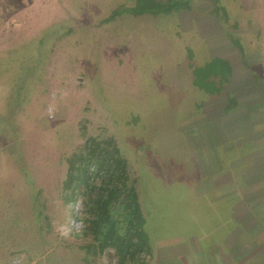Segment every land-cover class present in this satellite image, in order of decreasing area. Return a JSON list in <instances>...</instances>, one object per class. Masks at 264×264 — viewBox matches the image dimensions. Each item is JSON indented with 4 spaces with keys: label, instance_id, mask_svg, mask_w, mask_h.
I'll use <instances>...</instances> for the list:
<instances>
[{
    "label": "rangeland",
    "instance_id": "1",
    "mask_svg": "<svg viewBox=\"0 0 264 264\" xmlns=\"http://www.w3.org/2000/svg\"><path fill=\"white\" fill-rule=\"evenodd\" d=\"M63 2L0 0V264H120L115 244L108 245L103 234L81 232V217L93 205L95 217L99 202L106 201L101 177L110 153L99 170L95 164L88 168L90 179L71 201L64 189L70 165L81 156L96 162L103 141H112L126 163L125 184L134 187L147 236L148 252L126 255L124 264H204L205 239H219L253 209L242 195L246 191L238 204V193L228 198L231 204L235 199L234 220L225 211L228 201L222 214L205 204L212 198L205 192L208 172L218 167L214 160L225 169L245 168L241 164L251 159L231 141L230 152L212 149L231 130L209 112L221 107L213 102L221 95L226 105L233 93L264 90L220 83L229 73L241 78L244 66H253L249 50L264 56V0H152L151 13L144 14L136 0H73L65 21L49 23ZM170 5L180 10L164 13ZM106 14L117 18L102 25ZM71 20H77L72 37L62 43L59 34ZM33 50L36 57L29 54ZM19 54L43 71L24 82L10 59ZM255 67L247 68L253 77ZM10 76L8 92L2 84ZM29 84L37 86L33 93ZM116 209L109 208L110 217ZM125 217L115 226L119 235L127 225L138 226ZM87 244L98 246L88 250Z\"/></svg>",
    "mask_w": 264,
    "mask_h": 264
},
{
    "label": "crops",
    "instance_id": "2",
    "mask_svg": "<svg viewBox=\"0 0 264 264\" xmlns=\"http://www.w3.org/2000/svg\"><path fill=\"white\" fill-rule=\"evenodd\" d=\"M65 1L66 2H63L62 8L60 7L59 17L57 16V18L50 22L48 21L49 23L56 24L59 21L58 24H60L61 21H65V18L73 13L75 4L72 7L68 6V2H73V0ZM61 10L65 12H61ZM65 14H68V16ZM100 18L102 25H105L103 22L107 20L113 21L117 17H112L113 19H111V16L109 17V15L106 14L105 17L102 15ZM48 22L47 24H49ZM76 24L77 20H71L63 28L65 29L64 33L61 34L60 32L61 36L59 34V38L61 37V39H63L64 37L66 39L62 43H65L68 38L72 37ZM98 26H101L100 21ZM256 36L253 37L255 40L257 39ZM255 43H257V41H255ZM249 51L252 52L254 56L253 66L245 65L246 74H244L245 70H243V72L237 75V77L241 78H234V76L231 75V77L226 79L227 82H224V84L232 81V83L234 82L237 84L234 85L236 87L242 86L243 88H247V85L250 87V84H253L257 89H264V56H261L259 54L261 52L255 49ZM257 55H259V59ZM224 60L228 59L224 58ZM252 67H259V70L257 69L258 74L254 77L247 71V68L251 69ZM242 80L245 82L244 85H242ZM220 83L223 84L222 81ZM242 92L245 91H241L240 93L236 92L233 93V95L231 94L232 96L228 97L226 100V105L222 103V97L225 96L221 95V97H217L213 100V102L218 105H216L217 107H219V105L221 107H219V109L216 108L218 111H210L209 113L212 114V118L226 124L231 131H228L227 134L222 136V138L213 145L214 147L212 149L230 152L231 150L227 151L226 148H229L230 144H232L234 149L246 150L250 154L251 159L248 164H241L247 166L245 168L238 165L235 166V168L227 165L225 169L219 168V160H214L212 165L218 167L208 172L207 179L209 183L206 186L208 193L207 191L205 192L207 196H212V198H208L205 204L209 206V211L214 210L216 214H222L225 209L223 201H228L229 207H227L225 211L228 212L227 214H229L232 220L233 217L230 212L234 214L233 202L235 199L231 204L228 198L231 194L238 193L234 202L238 204L242 197L241 192L246 191L242 195L250 197L248 202H252L253 206L250 205L253 209H248L250 215L247 216L244 222L233 219L235 224L228 226V231L224 233V235H221L219 239L209 237L205 239L203 244V250L205 252L200 253L201 260L205 262L204 264H264V90L258 89V91L248 92L247 95ZM220 99L222 104L219 102ZM207 106L209 107L210 104H207ZM51 113L53 114V111H51ZM241 116L245 117V120H243L244 123L241 122L238 127L230 128L231 125L233 126L236 122L240 121ZM207 139L210 143V137H207ZM229 141H231L230 144H228ZM245 179L249 181L243 183ZM221 204L223 206L220 211L219 208H221ZM242 210L245 211L243 208Z\"/></svg>",
    "mask_w": 264,
    "mask_h": 264
},
{
    "label": "trees",
    "instance_id": "3",
    "mask_svg": "<svg viewBox=\"0 0 264 264\" xmlns=\"http://www.w3.org/2000/svg\"><path fill=\"white\" fill-rule=\"evenodd\" d=\"M154 1V0H153ZM152 2V0H136V5L140 10V14L144 13H151L150 8L151 6H147L148 3ZM155 6V5H154ZM176 9L175 11H179V8H174L172 5H170V8L168 10H164V13H170V11ZM219 12L226 18V12L223 7L218 8ZM159 11H153L152 14H156ZM112 18V17H111ZM114 18V17H113ZM40 42H42L40 40ZM25 45V44H24ZM24 48V47H23ZM22 48V52L24 51ZM42 51V50H41ZM21 52V53H22ZM35 50L32 51V53H29L32 57H36ZM24 56L25 54H19L16 56H11V63H15L19 66L18 72L25 75L24 77V82H28V80L31 77V75L34 74L36 71H43L37 69V65H26L24 63ZM1 60V57H0ZM34 60H37L36 63L39 62V57L35 58ZM35 62V61H34ZM33 62V63H34ZM225 62V61H224ZM42 63V62H41ZM227 63V62H225ZM228 64V63H227ZM228 68V67H227ZM195 69L193 73L196 71ZM229 70V68H228ZM199 75V72H198ZM231 77V73H229L225 79L222 80V82H227V78ZM16 76L14 77V79ZM17 79V78H16ZM38 79V78H37ZM194 77L192 80V84L194 85ZM210 81L214 80V78H208ZM40 79H38L39 81ZM226 80V81H225ZM16 82V81H15ZM1 85V84H0ZM5 86V89L7 88L8 92H11L13 88V81L11 80L10 76V82H5V84H2ZM8 86V87H6ZM37 86L34 85V87L28 85V91L30 93H33L34 89ZM203 89V88H202ZM13 123V122H12ZM7 124V122H6ZM106 148H100L99 152L101 154L100 159L92 160L91 158L89 159H84V157H80L79 160L76 161V164L74 163L73 166L70 165L69 168V175L67 176V180L64 182V189L69 190L68 196L70 198L67 201H71L73 198V195L77 190H79V184L85 181H88L90 179V176L88 174V168L92 165L95 164L98 167V170L100 167H102V162L103 160V155L107 156L109 153L112 156L110 158V163L106 164V170L104 174L102 175V184L106 187H101L102 190L107 191V196H106V201H100L98 206L100 207L98 212L95 214L94 217V207L91 211L88 212L87 217L83 216L81 219L84 220V225L82 228V234L84 237H88L91 234L92 235H104L107 239L108 245H114L116 247V255L118 258L121 260L120 264H124L126 255H131L133 254H141L143 252H146L147 249L146 247V240L147 236L144 233L142 227V224L140 222L141 220V214L139 212V207L136 202L137 197L136 193L134 190L133 185H127L125 184L126 181L128 180L127 173L125 171V161L122 160V158L118 155L116 147L113 145L114 143L112 141L105 142ZM112 143V144H111ZM111 145V147H110ZM108 149H111V151L107 152ZM72 170H75L77 173L75 175H72ZM96 170L94 173H92V176L97 174L99 171ZM91 185L88 184V188L91 189ZM122 189V190H121ZM123 192L122 194V200L118 197L120 195V191ZM92 194V192H91ZM90 194V195H91ZM121 202V206L118 205V203ZM110 207H116V211L118 213L116 214V217H110ZM120 211V212H119ZM126 215L122 221L125 223H131L134 224L135 221L138 222V226H132V225H127L125 228V231L123 234L119 235L116 233L115 226L118 224V221H120V218ZM89 216H92L89 218ZM139 220V221H138ZM95 242L98 241V239H94ZM99 245V243H98ZM97 245V246H98ZM97 246L94 244L90 246V244H87V249L89 250L90 248L95 249ZM148 252V250H147Z\"/></svg>",
    "mask_w": 264,
    "mask_h": 264
}]
</instances>
